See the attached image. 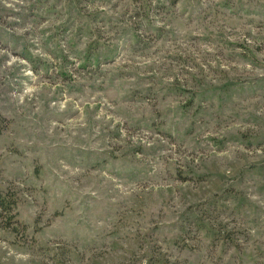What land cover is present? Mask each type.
<instances>
[{"label":"rangeland","instance_id":"obj_1","mask_svg":"<svg viewBox=\"0 0 264 264\" xmlns=\"http://www.w3.org/2000/svg\"><path fill=\"white\" fill-rule=\"evenodd\" d=\"M0 264H264V0H0Z\"/></svg>","mask_w":264,"mask_h":264},{"label":"trees","instance_id":"obj_2","mask_svg":"<svg viewBox=\"0 0 264 264\" xmlns=\"http://www.w3.org/2000/svg\"><path fill=\"white\" fill-rule=\"evenodd\" d=\"M4 203H5V199H4V197L1 196V194H0V206H1V207L4 206Z\"/></svg>","mask_w":264,"mask_h":264}]
</instances>
